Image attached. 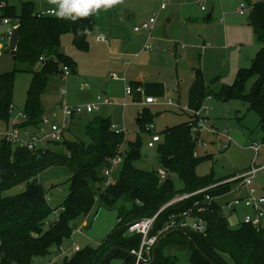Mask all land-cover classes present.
<instances>
[{
	"label": "trees",
	"instance_id": "trees-1",
	"mask_svg": "<svg viewBox=\"0 0 264 264\" xmlns=\"http://www.w3.org/2000/svg\"><path fill=\"white\" fill-rule=\"evenodd\" d=\"M0 2H4L0 7V21L9 18L20 26L14 60L16 67L14 71L0 74V120L8 123L11 118L15 73L28 71L33 77L22 111L24 119L14 126L39 127L45 114L42 96L51 78L61 76L65 65L73 70L77 67L76 60L61 51L62 36L72 34L74 46L88 51V39L95 28V18L92 14L73 22L56 15H41L32 0L23 1L19 12L7 0ZM249 23L255 29L257 41L264 45V0H257L251 5ZM42 56L43 61L40 60ZM197 72L200 73L199 70ZM251 77L256 80L250 92L243 95L244 85ZM130 84L133 87L140 85L136 81ZM215 95L223 100L244 98L250 109L260 117L264 142V47L258 50L251 66L240 68L235 81L224 84ZM207 96L213 95L204 89L201 98ZM146 110L141 114L145 115ZM144 115L138 120L143 129L150 120ZM194 123V114H189L187 121L168 126L162 135L159 134L158 152L162 168L167 172L165 179L160 178L158 171L135 166V161L141 156V138L128 141V150L123 152L125 133L114 129L110 117L96 115L85 122L89 143L71 134L72 137L68 136L72 130L71 123L61 141L49 142L60 146V149H28L0 140V192L25 185L23 192L0 198V264H32L36 257L50 254L53 246L62 251L64 241L72 237L79 227L75 222L78 217L92 214L96 205L117 208L118 220L98 246L81 247L72 255L65 256L60 263L98 264L114 246L128 251L138 250L142 235L131 232L129 227L156 214L178 194L220 182L224 183L210 192L215 196L229 192L232 181L226 177L216 179L213 174L200 175L196 172L197 165L212 155L200 156L196 153L199 134L193 131ZM116 155L122 156L118 177L103 191H96L93 183L104 180L105 168L110 166L111 159ZM53 166H67L72 171L69 194L55 209L49 204L45 188L38 180L41 173ZM172 175L183 182L182 188H176ZM120 201L123 204L119 206ZM189 205L190 200H183L161 211L152 234L163 228L170 214L181 212ZM58 208L61 211L57 217L50 219ZM205 216L209 221L205 232L173 230L161 234L156 249V264H172L174 261L173 256L164 253L167 246L186 248L192 264H264V226L243 221L237 226L232 225L217 202ZM112 259L136 264V259L121 249L114 250L104 264H110Z\"/></svg>",
	"mask_w": 264,
	"mask_h": 264
},
{
	"label": "rangeland",
	"instance_id": "rangeland-1",
	"mask_svg": "<svg viewBox=\"0 0 264 264\" xmlns=\"http://www.w3.org/2000/svg\"><path fill=\"white\" fill-rule=\"evenodd\" d=\"M23 1L29 0H7L18 12ZM32 1L37 4V9L41 8L43 11L48 7H56L52 0ZM249 1L255 2V0H118V3L110 8H101L93 13L95 28L89 35L88 51L79 50L74 46L72 34L62 36L61 51L72 56L77 62V67L75 70L71 69L70 74L65 77L51 78L47 91L42 96L43 104L48 107L57 105L55 118L60 120L62 113L60 106L64 99L70 105L94 102L98 95L107 96L115 101L126 99L128 101L126 107L102 106L100 110L83 114L82 123L80 124V119L74 121L75 125L68 136H76L89 143L90 137L84 129L85 122L96 115L110 117L113 124L116 123L125 130V143L121 149L123 152L128 150V141L141 138V156L134 164L137 168L147 171H158L162 168L158 142L154 147L148 145L152 135H162L166 127L187 121L189 114H193L199 105L205 106L207 112L204 108L200 111L207 116V130L199 137L196 153L200 156L209 153L212 156L202 160L197 165L196 172L200 175L213 174L216 179L226 177L232 181L230 191L225 194L226 196L223 195L225 197L221 196L223 198L219 199L220 203L244 196L247 194V187L242 186L237 190L241 185V179L238 177L252 167L254 160L257 167L264 165V147L257 158L251 147L254 142L264 143L259 125L260 117L250 109L244 98L223 100L215 95V92H219L224 84H232L235 81L236 65L239 62H252L256 57L257 48L260 50L264 47L257 41L255 29L249 23L250 7L244 15L239 13V5ZM163 4L165 8L161 9ZM156 12L159 13L151 32L134 31L135 26L149 20ZM2 25L0 34L6 29ZM97 34L103 35L107 41H94ZM4 40L0 37L2 51L0 74L14 71L16 67L7 48L2 45ZM147 47L149 49H146ZM252 63L245 67L251 66ZM112 73L120 78L125 77L127 85L131 81L141 80L142 94L125 95V82L112 79ZM32 77L33 74L28 71L15 73L14 109L11 110L8 123L0 120V134L13 131L14 124L22 122L19 120L21 118L19 114L24 109ZM255 80V77H251L246 81L242 90L243 95L250 92ZM204 89L212 93V98L208 99V96L201 98ZM62 90L65 91L64 95L61 93ZM147 96L154 97L156 102L143 104ZM168 101L174 104L169 105ZM145 109H147L145 115L141 114ZM143 115L150 119L148 123L146 122L145 129L138 121ZM43 116L46 117L45 114ZM149 124L154 127L151 131L146 129ZM16 128L21 137L25 136L26 130L32 133L38 130L36 126ZM211 129L230 131L232 141L227 148H223L228 142L226 138L220 133H212ZM45 147L60 149V146L53 143H48ZM119 171L120 164L113 169V176H110L112 182L118 177ZM71 176L72 171L67 166H53L38 177L53 209L61 205L69 194ZM172 176L176 188H182L183 182L176 175ZM106 180L105 176L104 180L93 183L94 189L103 191L107 186ZM253 182L258 194L264 195V168L255 175ZM24 190L25 185L16 186L0 192V198L19 194ZM121 204L123 203L120 201L118 205ZM60 211L61 208L56 209L50 219L57 217ZM93 211L90 216H80L75 220L79 227L85 221H89V226L83 227L80 232L75 231L72 237L64 241L63 248L66 251H70V247L73 249L75 245L98 246L115 226L118 220L117 208L109 209L96 205ZM223 212L230 217L234 214L225 207ZM56 249V246H53L51 253ZM168 251L170 252L168 254L176 256L173 264H192L187 249L174 246ZM50 258L51 255H47L45 260H41L43 262L35 264H49ZM57 261V264L63 262L62 258ZM110 264L125 263L122 259H112Z\"/></svg>",
	"mask_w": 264,
	"mask_h": 264
},
{
	"label": "built area",
	"instance_id": "built-area-1",
	"mask_svg": "<svg viewBox=\"0 0 264 264\" xmlns=\"http://www.w3.org/2000/svg\"><path fill=\"white\" fill-rule=\"evenodd\" d=\"M4 5V2H0V7ZM251 5L246 8V3L242 2L240 4V14H245L246 10ZM165 8V4L161 6V9ZM159 12L154 13V16L150 17L149 20L142 22L139 26L134 27V31L140 32L141 30H146L148 32H151V30L154 27V24L156 22V17ZM41 15H54L55 10H47V11H40ZM11 20L9 18H4L0 21V26L2 24H10ZM100 40H104V37H98ZM146 49H149L147 47ZM1 49H0V55H1ZM41 61L44 60V57L42 56L40 58ZM129 65V63H127ZM71 72V69L69 66L65 65L63 66V72L62 77H65L69 75ZM111 78L114 80H122L125 82V95L127 96H134L135 94H142V87L141 85H138L136 87H133L131 84H126L125 77L120 78L117 76V74L112 73ZM62 95L65 94V91L62 90ZM211 98V96H208V99ZM156 102V99L152 96H147L145 98V101L143 104H153ZM121 105V106H127L128 101L126 99L120 100V101H114L106 96L98 95L96 97V100L94 102H90L85 105H70L67 103V101L64 99L62 101V104L60 106L61 109V119L60 120H54L51 117H44L43 121L41 123L42 127H38V131L35 133H29L25 132V136L21 137L18 133L16 127L13 131H7L3 134H0V140H5L7 142H12L13 144L27 147L28 149H36L40 147H44L50 142V141H61L63 139L64 131L67 129L72 121L73 116H80L84 113H92L94 111L100 110L103 105ZM169 105H173L174 103L172 101H168ZM206 110L207 107H201L200 109H197L193 114L196 118V123L193 125V131L198 132L199 137L201 133L205 130H207V116L201 113V109ZM14 109V107H12ZM19 116L24 117L23 112L19 114ZM114 129H116L118 132H124L119 125L114 124ZM154 128L152 124H149L146 126V129L151 131V129ZM211 132L214 134L222 135L226 138L228 141L226 144L223 145V148H227L229 143L232 141V136L230 134V131L228 129H223L221 131L211 129ZM161 140L160 135L153 134L151 141H149L148 145L149 147H154L157 142ZM200 140V139H199ZM251 147L255 151V157L257 158L259 156L260 150L262 147H264L263 144H259L254 142ZM122 162V156L116 155L113 157L110 161V166L105 170V176L107 177V185L111 184L112 181L110 180V176H113V169ZM264 168V165L257 167L256 161H253V165L250 169L245 171L243 174H241L238 179H241V185L237 188V190H240L242 186L247 187V194L244 196H241L239 198H235L231 201H226L223 204V208L229 209L231 212H235L236 209L243 205L246 208L250 209L251 212L247 213L244 218V223H249L255 226H264V195L258 194L256 189L253 187V180L255 175ZM159 176L161 179H165L167 176V172L165 169L161 168L158 170ZM235 179V180H238ZM224 182L211 184L206 187H202L199 189H196L192 192H185L182 194H178L174 199L169 201L167 204H165L156 214H154L151 217H146L140 221H137L133 223L129 230L133 233H139L142 235V240L140 244V248L138 250H133V252L137 255L136 264H140V261H144L146 263L150 262L153 257V249L157 241L159 240V236L163 233H166L168 231L173 230H192L195 232H205L207 231L209 227V221L206 218L205 214H207L213 203L217 202V199L226 193L215 196L213 195L210 190ZM183 200H190V205L184 209L181 212L178 213H172L168 216V220L163 226L162 229H160L156 234H152V231L154 230L156 219L161 211H163L165 208L172 206L180 201ZM228 218L229 215L225 214ZM73 249L75 251L79 250L80 247L78 245L73 246ZM62 252L66 253L67 251L62 248Z\"/></svg>",
	"mask_w": 264,
	"mask_h": 264
},
{
	"label": "crops",
	"instance_id": "crops-1",
	"mask_svg": "<svg viewBox=\"0 0 264 264\" xmlns=\"http://www.w3.org/2000/svg\"><path fill=\"white\" fill-rule=\"evenodd\" d=\"M256 1V0H255ZM254 3V2H253ZM251 1H249L248 3H246V4H248V6H250V5H252L253 4ZM37 5V4H36ZM240 6V5H239ZM240 8V7H239ZM38 11H43L41 8L40 9H37ZM47 10H55V7H48L47 9H46V11ZM240 13V12H239ZM55 15V14H54ZM241 15H244V14H241ZM2 26H5L6 27V29L4 30V32H2L1 34H0V37H2V39L4 38L5 40L3 41V43H2V45L3 46H5V48H7V46H8V41H7V39L4 37V35H5V33H7V32H9L13 27H15L16 26V24L14 23V21H11V23L10 24H3ZM1 28V27H0ZM98 37H104L103 35H101V34H97L96 36H95V39H94V41H96V42H106L107 40H106V38L104 37V40H100V39H98ZM148 40H149V37H148ZM1 45V44H0ZM259 50V48H257V51ZM257 51H256V53H257ZM251 52H249V54H250ZM253 54V53H252ZM252 54L250 55V59H252L253 58V56H252ZM253 62V61H252ZM252 62H244V63H242V62H239L237 65H236V69H237V71H238V69H240V68H242V67H245V65L247 66V65H250V63H252ZM242 63V64H241ZM248 63V64H247ZM134 81H136V82H139V84L140 85H142L141 84V80H134ZM132 82V81H131ZM104 96V95H103ZM107 97V96H106ZM212 98V97H211ZM112 99V98H111ZM113 100V99H112ZM115 101V100H114ZM118 101H120V100H118ZM44 103V102H43ZM103 106H106V105H103ZM110 106H119V107H124V106H121V105H118V104H115V105H107L106 107H110ZM44 107H45V116L46 117H51V118H53L54 120H57L55 117L57 116V109H58V106L56 105V106H54V107H48L47 105H45L44 104ZM126 107V106H125ZM85 114V113H84ZM19 117H21V116H19ZM83 114L82 115H80V116H75V118L73 119V121L71 122V127H73L74 125H75V123H74V121L76 122L78 119H83ZM92 118V117H91ZM23 119H24V117H21L19 120L21 121H23ZM82 123V121L80 120V124ZM116 124V123H115ZM119 124V123H118ZM41 126V124L39 125V127ZM38 128V127H37ZM41 128V127H40ZM38 131V130H37ZM26 132H29V133H32V132H30V131H28V130H26ZM34 132V131H33ZM228 195V194H227ZM226 196V195H225ZM225 196H223V197H225ZM223 197H220V198H218L217 199V203L218 204H220L222 207H223V204H224V202H226V201H228V200H225V201H223L222 203H220L219 202V199H221V198H223ZM251 212V210L250 209H248V208H246L245 206H243V205H240L238 208H237V211L236 212H231L230 211V213H234L233 214V216H229L230 218H228V220H229V222L232 224V225H238V224H240L242 221H243V218H244V216H245V214H247V213H250ZM229 213V214H230ZM90 216V215H89ZM88 224H89V221H85V222H83V224L80 226V227H78L76 230H74V232H73V234L72 235H74V233H75V231L76 232H80V230H83V227H87L88 226ZM80 247H82V246H80ZM174 246H167L166 248H165V250H164V253L166 254V255H170L171 257L173 256L174 257V260H175V258H176V256L175 255H171V254H168V253H170L169 251H168V249L169 248H173ZM176 247V246H175ZM180 247H182V246H180ZM183 249H186V248H184V247H182ZM188 251V250H187ZM75 252V250L74 249H72V247H70V251H67L66 253H63L62 251H61V249L60 248H58L57 247V249H56V251L54 252V253H50V254H48V255H51V258H50V260H49V264H57V260L59 259V258H62V260L65 258V256H70V255H72L73 253ZM188 254H189V252H188ZM188 258H189V255H188ZM46 259V256H44V257H36L34 260H33V263L32 264H35V263H40V262H43V261H41V260H45ZM174 262V261H173ZM173 262H172V264H173Z\"/></svg>",
	"mask_w": 264,
	"mask_h": 264
},
{
	"label": "clouds",
	"instance_id": "clouds-1",
	"mask_svg": "<svg viewBox=\"0 0 264 264\" xmlns=\"http://www.w3.org/2000/svg\"><path fill=\"white\" fill-rule=\"evenodd\" d=\"M55 15L58 18L68 19L73 22L80 18L88 17L101 8H110L118 0H52Z\"/></svg>",
	"mask_w": 264,
	"mask_h": 264
},
{
	"label": "water",
	"instance_id": "water-1",
	"mask_svg": "<svg viewBox=\"0 0 264 264\" xmlns=\"http://www.w3.org/2000/svg\"><path fill=\"white\" fill-rule=\"evenodd\" d=\"M4 37L7 39L8 41V46H7V52L12 56V58L15 60L16 59V50H17V46L19 43V39H20V26L16 25L15 27H13L9 32L5 33ZM52 222V221H51ZM173 231H170V233ZM169 233H167L166 235H168ZM161 239H159L157 241V243L154 246L153 249V257L152 260L148 263L144 262V261H140V263L142 264H156V249L157 246L159 244V241ZM116 249H121L123 251H125L127 254H129L130 256L134 257L135 259H137V255L133 252V251H128L125 250L123 248H120L118 246H114L112 247L110 250H108L100 259L98 264H104L106 262V260L110 257V255L112 254V252Z\"/></svg>",
	"mask_w": 264,
	"mask_h": 264
}]
</instances>
